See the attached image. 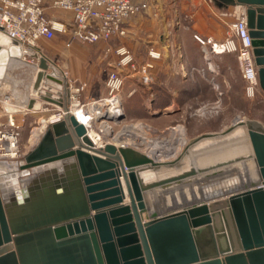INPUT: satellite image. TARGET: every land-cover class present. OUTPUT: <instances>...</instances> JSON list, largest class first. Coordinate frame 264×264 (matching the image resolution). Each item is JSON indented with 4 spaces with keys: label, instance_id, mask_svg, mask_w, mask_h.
<instances>
[{
    "label": "water",
    "instance_id": "water-1",
    "mask_svg": "<svg viewBox=\"0 0 264 264\" xmlns=\"http://www.w3.org/2000/svg\"><path fill=\"white\" fill-rule=\"evenodd\" d=\"M211 1L245 7L264 92V0ZM21 54L0 30V84ZM29 55L27 107L38 98L66 112L24 154L16 185L4 186L0 169V264H264L260 120L200 133L167 162L128 145L95 148L67 110V79L40 50Z\"/></svg>",
    "mask_w": 264,
    "mask_h": 264
},
{
    "label": "crops",
    "instance_id": "crops-1",
    "mask_svg": "<svg viewBox=\"0 0 264 264\" xmlns=\"http://www.w3.org/2000/svg\"><path fill=\"white\" fill-rule=\"evenodd\" d=\"M50 1L43 0L45 14L48 17L63 20L70 25L72 13L68 10L53 8L50 5ZM134 1L146 2L147 7L126 21L125 35L93 43L74 40L67 46L65 42L68 32H56L52 38H40L37 40L36 46L31 50V54L38 53L40 50V53L50 60V69L62 81L67 79L70 85L84 83L85 86L80 98L82 101H87L105 95L104 81L116 59L113 52L104 56L107 46L116 47L124 44L132 54L136 55V60L141 62L149 60L148 49L152 47L158 50L161 55L159 58L152 60L154 66L150 71L154 77L153 82L149 85L143 84L150 104L147 106L149 113L154 116L155 112H157L158 114L156 115L160 116L169 114L173 108L174 110H181L192 97H195L197 91L202 90L201 87L199 88L197 80L191 78V74L199 72L198 68L203 67L205 59L202 49L192 37L191 31L200 34L206 39L221 40L224 26L220 22L221 20L217 19L208 0ZM229 7L232 6L223 9H228ZM21 56L25 57L26 60L28 59V61H25L30 62L31 65L28 63L25 65H29V68L31 67L34 73L36 59L32 57V59H29L30 55ZM217 57L218 63L212 62L214 69L204 67L201 69L203 72L200 73V81L205 82L203 88L211 90L216 86V88L218 86H229L227 84L230 81L229 70L231 68L227 63V59L230 57H232L236 68L237 82L244 86L246 82L241 75L235 55L222 53L218 54ZM13 59L19 60V62L24 60L22 58L9 57L0 89L2 98L9 96L11 93V98L13 97L15 103H7L1 99V114L11 112L15 120L17 122L23 121V124L38 122L40 116L47 115L56 105L36 98L33 107H27L30 98V85L26 90L11 88V83L16 85L17 79H13L10 75L20 74L21 70H18L16 66H22L18 62L11 64ZM64 73H66V76ZM134 76L139 78L137 74L133 76L127 75L126 78ZM128 90L125 96H129L135 91L134 88H129ZM150 106H152L154 112L150 110ZM6 108H10V110ZM5 118V115L1 116L2 120H5ZM39 134L40 132L38 136ZM27 151L28 149L23 151L22 159ZM18 163V161L9 163L7 160H1L0 162L1 174L10 180L11 186L18 182L21 178L18 179V176L23 172L18 171L16 168L14 170L11 169L18 167L20 164ZM16 170L17 172H15ZM12 171L13 175L14 172L16 173L14 178L11 174Z\"/></svg>",
    "mask_w": 264,
    "mask_h": 264
},
{
    "label": "built area",
    "instance_id": "built-area-1",
    "mask_svg": "<svg viewBox=\"0 0 264 264\" xmlns=\"http://www.w3.org/2000/svg\"><path fill=\"white\" fill-rule=\"evenodd\" d=\"M50 5L53 8L70 11L72 13L70 25L58 18L48 17L45 14L43 0H0V30L20 43L23 53L21 55H29L27 54L28 49L36 46L37 40L52 38L56 32H68L65 42L67 46L74 40L93 43L99 40H109L115 36H123L126 33V21L147 7L146 2L134 0H51ZM228 14L234 18L227 23L225 37L222 41L217 42L209 38L204 40L197 34L195 38L200 42L204 51L208 69H214L210 54L235 53L241 75L246 82L247 94L253 95L258 86L257 68L252 54L251 36L246 24L245 7L235 5L233 11L231 13L229 11ZM110 52L114 53L116 59L104 81L105 95L82 101L80 93L85 84H69L70 102L67 110L75 116L79 123L83 124L88 136L91 130L99 134V143L89 136L95 148H102L106 143H112L115 146H132L147 154L146 147L142 144L133 141L117 142L116 140V134L122 132L124 126L145 124L153 127L139 118L127 117L121 90L127 75L137 74L143 84H151L154 78L150 71L154 66L152 60L159 58L161 53L151 47L148 49L149 60L138 63L124 44L116 47L107 46L104 56ZM64 74L66 76V73ZM7 98L5 97V102ZM214 104V107L218 105L217 102ZM200 109L203 112L207 107L203 105L195 111ZM52 110L53 112L43 121V128L38 139L48 124L62 119L66 112L57 105ZM79 113L82 114L78 115ZM2 115L6 116L5 120L1 119ZM37 123L38 126L34 127L31 133L42 125L40 120ZM21 127V123L15 120L11 112L0 113V160H11L21 155ZM168 127H182L184 130L180 124L168 125L165 128ZM180 149L175 150L176 154L167 156V160L170 157H177Z\"/></svg>",
    "mask_w": 264,
    "mask_h": 264
},
{
    "label": "rangeland",
    "instance_id": "rangeland-1",
    "mask_svg": "<svg viewBox=\"0 0 264 264\" xmlns=\"http://www.w3.org/2000/svg\"><path fill=\"white\" fill-rule=\"evenodd\" d=\"M208 3L212 6L213 11L217 17V19L223 24L224 26V32H223V38L221 40H213V41H222L225 37L227 23L231 21L234 17L232 15H229V11H233V6L229 7L228 9L218 8L214 5V3L211 0H208ZM218 8V9H217ZM223 9V10H222ZM188 21V20H187ZM200 36L203 38L200 34L196 32L191 31L192 37L199 43L200 48L201 44L200 42L195 38V35ZM206 40V38H203ZM202 49V48H201ZM223 53H231V52H223ZM202 54L204 55V51L202 50ZM222 54V53H217ZM235 55V53H232ZM217 55L216 54H210L211 62L216 63L217 62ZM135 57L136 55L133 54ZM29 59H32L31 56L28 57ZM236 58V56H235ZM26 60V58H24ZM237 60V59H236ZM28 61V59L26 60ZM138 63H141V61H137ZM144 62V61H142ZM30 64V62H27ZM218 63V62H217ZM227 63L229 64L231 70H229V78L230 81L227 85L229 86H218V88L214 87L213 89L209 90L207 88H203L205 82H201V74L203 71L201 69L208 68L207 63L205 61L203 67H199L198 71L194 74H191V78L193 80H197V83L199 85V88L201 87V91H197L195 94V97H192L188 101V104L184 107L177 110H173L169 112V114L165 115H156L158 114L155 112V115L152 116L149 113V110L147 106H149L148 96L146 94V90L143 88V83L140 81V77H132V78H126L124 79V83L122 86L121 94L123 97V107L125 110V113L128 118H139L141 120H144L145 122L149 123L153 127L163 130L168 125H177L180 124L184 128V133L188 139L203 133L207 131H219L227 126H229L237 117L241 119H257L260 120L264 124V92L261 90L259 85L257 86L255 92L253 95H248L246 91V83L244 86L241 84H238L237 82V73L235 72V66L232 57L227 59ZM238 64V62H237ZM31 65V64H30ZM18 70L20 71V74L17 75H10L13 79H17V84L14 85L11 83V88L17 90H26L27 87H29L32 76H33V70L29 65H22V66H16ZM193 68V67H192ZM214 85V84H213ZM1 87V84H0ZM10 88V90H12ZM70 88V86H69ZM134 88L135 91L129 95L125 96L126 93L129 91L128 89ZM223 88V89H222ZM9 90V91H10ZM64 93V92H63ZM81 94V93H80ZM8 97V98H7ZM7 102H10L11 104L15 103L13 100V97L11 98V93L9 96H7ZM1 99L2 101L5 100V98L1 97V89H0V113H1ZM96 99V98H95ZM91 100V99H90ZM214 102H217V106L214 107ZM206 105L207 109L205 111H195L198 108H201V106ZM150 110H152V106H150ZM53 107L52 109H54ZM53 112V110H50L49 113L42 117H47ZM39 118V120H40ZM22 127H21V155L17 158L7 159V161L10 162H16L18 161L20 163L21 160H23L22 153L24 150L32 148L37 142V140H34L35 137L33 132L34 127L38 126L37 122L34 123H26L23 124V121H20ZM38 130V129H34ZM31 137V138H30ZM183 147H181L182 149ZM180 149L179 152L182 150ZM178 155V154H177ZM174 157H170L168 160H172ZM1 162V160H0ZM18 163V164H19ZM17 164V165H18ZM16 165V164H14ZM18 171H21L16 167ZM17 170L15 172H17ZM13 174V171L11 172ZM24 174H21L18 176V179L22 177Z\"/></svg>",
    "mask_w": 264,
    "mask_h": 264
},
{
    "label": "bare ground",
    "instance_id": "bare-ground-1",
    "mask_svg": "<svg viewBox=\"0 0 264 264\" xmlns=\"http://www.w3.org/2000/svg\"><path fill=\"white\" fill-rule=\"evenodd\" d=\"M33 47L34 46H31L27 52L30 53L31 50L33 49ZM21 58L24 59L25 57L21 56L20 58H17V59H21ZM14 62H18L20 65L27 64L25 59L20 61V62H19V60L13 59L11 61V64H13ZM49 65H50V63H49ZM35 67L36 66H34V68ZM34 71H35V69H34ZM54 74L56 75L55 72H54ZM80 114H82V113H79L78 115H80ZM44 120H45L44 117L41 118L40 123L42 125L40 127L35 128L38 130L33 131L34 136H32V138L35 137L34 140L37 139L38 133L40 131H42ZM242 120L243 119H240L237 117L231 124H238V123L242 122ZM238 131L239 130L237 129V132ZM88 134L95 142L99 143V138H100L99 134H97L94 130L89 131ZM116 138H117L116 139L117 142H119V141L120 142H122V141L123 142H125V141L132 142L133 141V142H137L138 144L144 145V147H146L147 154L157 162L169 161V160H167L166 157L176 154L177 152L175 153V150L176 149L179 150L181 147L184 148L185 145H187V143L189 141V139L186 137L182 127L181 128L180 127L179 128L178 127H175V128L168 127V128H165L164 130H158L157 128H154V127H151V126L145 125V124H135V125L124 126L122 128V132H120L119 134H116ZM118 146H120V145H118ZM15 168L16 167H13L11 169L14 170ZM22 173L25 174L24 171ZM15 174H16L15 172H14V175L12 174L13 178L15 177ZM2 181H3L2 184H4V186H10L11 185L10 180H8L7 177L2 176ZM13 185H16V184H13ZM127 200L128 199L126 197L125 202H127Z\"/></svg>",
    "mask_w": 264,
    "mask_h": 264
}]
</instances>
